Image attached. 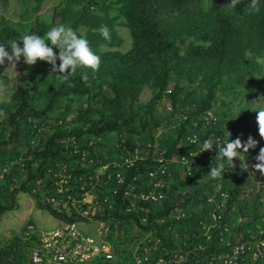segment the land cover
<instances>
[{"label": "trees", "instance_id": "16d2710c", "mask_svg": "<svg viewBox=\"0 0 264 264\" xmlns=\"http://www.w3.org/2000/svg\"><path fill=\"white\" fill-rule=\"evenodd\" d=\"M16 1L34 15L55 7L32 22L0 18V43L65 23L100 63L67 80L46 61L17 63L0 102V215L22 192L60 224H103L99 244L111 259L73 264H225L240 245L231 264H264V177L256 186L237 158L211 177L218 147L200 153L208 137L230 139L253 97L264 100V0ZM224 98L238 102L230 124ZM27 225L28 235L0 242V264L31 263L41 231Z\"/></svg>", "mask_w": 264, "mask_h": 264}, {"label": "clouds", "instance_id": "9594fccd", "mask_svg": "<svg viewBox=\"0 0 264 264\" xmlns=\"http://www.w3.org/2000/svg\"><path fill=\"white\" fill-rule=\"evenodd\" d=\"M238 3L239 0H232L231 4ZM251 3L255 5L256 0H252ZM255 11H260V9L256 7ZM98 31L105 36L108 34L106 26H102ZM18 41H22V45ZM8 44L11 46V53L0 43V65H3L5 60L10 64L5 71L12 69L18 73L17 63L21 59L27 65H35L37 61H46L52 66L51 74L55 73L58 78L67 80L78 69L90 68L95 70L100 63V56L92 50L86 36L65 23L52 26L43 34L26 32L20 39L12 40ZM54 49H59V52L57 53ZM57 60L60 61L59 64H57ZM83 78L87 79L88 77L85 74ZM256 111L258 112L259 134L264 138V108ZM0 115H4L2 110H0ZM258 143L259 141L249 136L243 143L241 138L237 137L234 140L228 139L221 146L219 142L208 137L202 141L200 153L211 150L214 145L217 146L218 154L215 157H218V160H213L208 174L211 177L224 176L226 172L235 168L234 158L245 161V154ZM256 161L253 167L264 173V147L260 148ZM244 166L249 167L247 163H242L241 167Z\"/></svg>", "mask_w": 264, "mask_h": 264}, {"label": "rangeland", "instance_id": "374dc122", "mask_svg": "<svg viewBox=\"0 0 264 264\" xmlns=\"http://www.w3.org/2000/svg\"><path fill=\"white\" fill-rule=\"evenodd\" d=\"M55 7V3L52 1H48L42 4L38 13L34 15L30 12L29 7L26 4H22L16 0L9 1L7 4H2L0 2V18L7 19L11 22H16L18 20L23 19L24 17L28 18V22H32L35 18L41 17L45 18L52 14V11ZM118 35L121 37L123 43L120 47L121 50L125 51L128 49L130 40L127 34V31L123 28H117ZM9 53H11V46L9 44H3ZM10 66L9 62L5 60L3 65H0V102L7 100L9 94L11 92L12 85L16 80V72L12 69L5 71ZM5 71V72H4ZM241 93V92H240ZM239 93V94H240ZM237 95V91H235ZM238 94V96H239ZM150 97V90L145 89L140 94V100L146 102ZM222 97V96H221ZM253 104L251 105L250 109L244 114L245 111L239 112L240 114L245 115L242 118L243 120L240 124L237 125L235 128V132L231 135V139L234 140L237 137H240L242 143L245 142L249 136L253 137L255 140L259 141V143L254 147L250 148L246 155V160L241 161L239 158L236 161V165H242V163H247L248 166H244L248 169L249 176L256 177V186H258V179L260 176L264 177V173H261L260 170H257L253 167L256 156L258 154L252 155L250 158H247L250 153L258 148L259 146L264 147V138H262L259 134V125L257 122L258 112L261 108H264V100L259 101L255 100L253 97ZM227 105L223 104V108L225 112L228 114V122H234L235 118L237 117V100L228 103L227 100L223 99ZM165 106L167 105L164 103ZM167 109V106H166ZM168 110V109H167ZM202 148V146H201ZM243 151V149H241ZM184 175V174H182ZM92 195L87 194L84 198V202H90L92 200ZM31 221L35 227L36 231L40 232L43 230H49L58 227L59 221L52 217L48 212L43 209H40L36 206L34 200L26 193H19L16 198V203L14 207L7 212H3L0 215V242L5 243L9 241L14 234L21 235L24 234L23 227ZM77 227L80 231L90 236H93L97 241L101 240V235L103 233V224L101 223H77Z\"/></svg>", "mask_w": 264, "mask_h": 264}, {"label": "built area", "instance_id": "2783aa9c", "mask_svg": "<svg viewBox=\"0 0 264 264\" xmlns=\"http://www.w3.org/2000/svg\"><path fill=\"white\" fill-rule=\"evenodd\" d=\"M166 104L167 109L170 110V103ZM195 138L193 136L191 140ZM216 141L220 143L219 139H216ZM32 231L33 226L27 225L24 234L28 235ZM38 238L41 245L33 248L30 264H42L44 258L47 259L48 264H73L75 262L91 261L101 254H104L105 259H111L112 257L108 247H101L99 240L97 241L93 236L80 232L77 223L59 224L56 228L41 231ZM260 244L263 246L264 243ZM242 251L243 245L235 247L223 263L231 264L237 257L238 252ZM143 260L145 261V258ZM138 264H140V260H138Z\"/></svg>", "mask_w": 264, "mask_h": 264}, {"label": "crops", "instance_id": "0c3cea01", "mask_svg": "<svg viewBox=\"0 0 264 264\" xmlns=\"http://www.w3.org/2000/svg\"><path fill=\"white\" fill-rule=\"evenodd\" d=\"M60 224V223H59ZM43 231H45V230H43Z\"/></svg>", "mask_w": 264, "mask_h": 264}]
</instances>
